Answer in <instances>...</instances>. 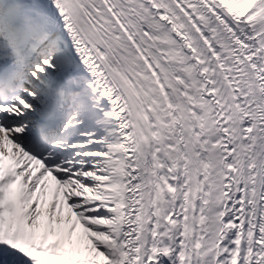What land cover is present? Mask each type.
I'll return each mask as SVG.
<instances>
[{"label":"snow or ice","instance_id":"1","mask_svg":"<svg viewBox=\"0 0 264 264\" xmlns=\"http://www.w3.org/2000/svg\"><path fill=\"white\" fill-rule=\"evenodd\" d=\"M0 264H264V0H0Z\"/></svg>","mask_w":264,"mask_h":264}]
</instances>
